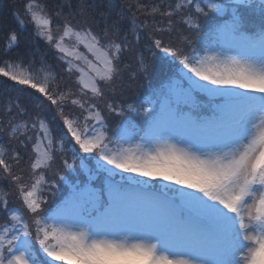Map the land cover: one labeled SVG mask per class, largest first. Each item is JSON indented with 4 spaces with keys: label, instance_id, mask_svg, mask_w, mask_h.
Returning a JSON list of instances; mask_svg holds the SVG:
<instances>
[{
    "label": "snow or ice",
    "instance_id": "6c2138e0",
    "mask_svg": "<svg viewBox=\"0 0 264 264\" xmlns=\"http://www.w3.org/2000/svg\"><path fill=\"white\" fill-rule=\"evenodd\" d=\"M125 2L132 40L44 0L14 13L66 76L0 61L36 109L0 107V264H264V0ZM18 45L13 31L4 55ZM154 62L172 74L139 102L113 99ZM196 94L219 98L210 116L184 111Z\"/></svg>",
    "mask_w": 264,
    "mask_h": 264
},
{
    "label": "trees",
    "instance_id": "16d2710c",
    "mask_svg": "<svg viewBox=\"0 0 264 264\" xmlns=\"http://www.w3.org/2000/svg\"><path fill=\"white\" fill-rule=\"evenodd\" d=\"M25 2L26 0H0V61L10 58L15 59L17 57H23L27 60L34 57L37 62V67H39L40 61L43 60L46 64L51 65L56 73L61 76H66L63 71V68L66 66H62V61L56 59L55 51L33 34V28L31 26L21 28L18 25L14 13L21 10ZM44 2L47 3L49 8L63 5V12L65 14L71 13L75 15L74 22L83 23L86 21L92 26L95 32H102L105 26L108 25L110 28L109 38H112L110 26L113 24H115L120 37L127 34L129 40L133 38L131 35V12L128 10L125 0H44ZM144 2H148V0H144ZM178 27L183 26L178 25ZM249 29L255 30L251 25H249ZM13 31L19 35V45L14 47L7 55H4L7 38ZM134 47L143 49L145 47L143 39L138 46L134 45ZM123 62L126 64H134V56L132 53H125ZM171 74L172 70L169 67L155 62L153 63L152 75L148 80H128V73L126 72L125 81L128 87L122 96L117 95L113 99L123 103L139 102L141 101V97L144 98L147 93L157 88ZM64 82L71 83L67 79ZM30 91H21L19 87H13V82L0 77V107L6 106L9 99H11L13 102L18 101L22 107L35 112V100L29 95ZM199 97H202L204 101L203 96L199 94ZM43 114L46 118L51 119L52 113L44 112ZM4 119L7 121L8 117H4ZM119 119L115 116L108 117L109 124L113 127ZM4 139L6 140V137ZM59 166V160H57L53 167L55 169ZM64 185L65 183H61L59 187ZM59 187L55 190L56 196L51 198V206L54 203L53 200L61 195ZM17 206H19V202H17Z\"/></svg>",
    "mask_w": 264,
    "mask_h": 264
},
{
    "label": "rangeland",
    "instance_id": "374dc122",
    "mask_svg": "<svg viewBox=\"0 0 264 264\" xmlns=\"http://www.w3.org/2000/svg\"><path fill=\"white\" fill-rule=\"evenodd\" d=\"M54 50V49H53ZM55 51V50H54ZM81 51H84L83 49H81ZM66 66V65H65ZM215 99H217L218 100V102H216V103H212L209 107H208V109L210 110V111H212V108L217 104V103H219V98H215ZM199 106L201 107V106H205V103H203V102H199ZM196 114L194 113L193 114V116H195ZM70 183V182H69ZM153 183V182H152ZM60 188V187H59Z\"/></svg>",
    "mask_w": 264,
    "mask_h": 264
}]
</instances>
